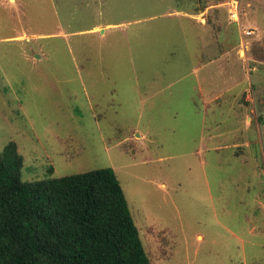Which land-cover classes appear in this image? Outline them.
I'll return each mask as SVG.
<instances>
[{"label":"rangeland","instance_id":"1","mask_svg":"<svg viewBox=\"0 0 264 264\" xmlns=\"http://www.w3.org/2000/svg\"><path fill=\"white\" fill-rule=\"evenodd\" d=\"M9 142L111 167L150 264H264V0H0Z\"/></svg>","mask_w":264,"mask_h":264},{"label":"trees","instance_id":"2","mask_svg":"<svg viewBox=\"0 0 264 264\" xmlns=\"http://www.w3.org/2000/svg\"><path fill=\"white\" fill-rule=\"evenodd\" d=\"M23 159L0 154V264H150L111 167L22 181Z\"/></svg>","mask_w":264,"mask_h":264},{"label":"bare ground","instance_id":"3","mask_svg":"<svg viewBox=\"0 0 264 264\" xmlns=\"http://www.w3.org/2000/svg\"><path fill=\"white\" fill-rule=\"evenodd\" d=\"M236 14H237V13H236ZM233 17H234V14L231 15V18H232V19H234Z\"/></svg>","mask_w":264,"mask_h":264},{"label":"crops","instance_id":"4","mask_svg":"<svg viewBox=\"0 0 264 264\" xmlns=\"http://www.w3.org/2000/svg\"><path fill=\"white\" fill-rule=\"evenodd\" d=\"M234 20V19H233ZM251 21V20H250ZM247 22H249V21H247Z\"/></svg>","mask_w":264,"mask_h":264}]
</instances>
